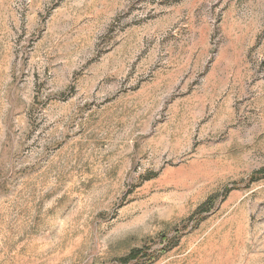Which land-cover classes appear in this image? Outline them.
Here are the masks:
<instances>
[{"label":"rangeland","instance_id":"1","mask_svg":"<svg viewBox=\"0 0 264 264\" xmlns=\"http://www.w3.org/2000/svg\"><path fill=\"white\" fill-rule=\"evenodd\" d=\"M0 264H264V0H0Z\"/></svg>","mask_w":264,"mask_h":264},{"label":"trees","instance_id":"2","mask_svg":"<svg viewBox=\"0 0 264 264\" xmlns=\"http://www.w3.org/2000/svg\"><path fill=\"white\" fill-rule=\"evenodd\" d=\"M136 254V252L135 251H133L128 257H126V258H124V259H122V261L121 262H124V263H126L127 261H129L134 255Z\"/></svg>","mask_w":264,"mask_h":264}]
</instances>
